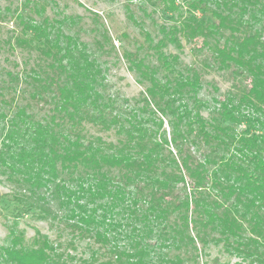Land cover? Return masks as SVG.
Segmentation results:
<instances>
[{
	"label": "trees",
	"instance_id": "obj_1",
	"mask_svg": "<svg viewBox=\"0 0 264 264\" xmlns=\"http://www.w3.org/2000/svg\"><path fill=\"white\" fill-rule=\"evenodd\" d=\"M196 1L212 21L190 11L160 25L157 41L143 29L123 50L138 96L113 91L91 45L49 16L9 41L32 58L22 70L0 65V172L27 204L17 216L37 207L99 244L85 264H200L210 244L264 264V0ZM107 32L96 46L113 44ZM180 37L201 39V67L164 51ZM204 69L233 86L226 103L214 97L211 117ZM8 235L0 264H79L40 230L28 241L17 220Z\"/></svg>",
	"mask_w": 264,
	"mask_h": 264
},
{
	"label": "rangeland",
	"instance_id": "obj_2",
	"mask_svg": "<svg viewBox=\"0 0 264 264\" xmlns=\"http://www.w3.org/2000/svg\"><path fill=\"white\" fill-rule=\"evenodd\" d=\"M39 1H47L45 10L35 6V2ZM175 3L176 9L170 7L168 0H0V41H3L0 65L22 70L26 62L31 63L30 52L20 47L17 50L10 47L9 41L11 39L14 44L17 36H31L23 29L24 21L42 20V17L49 16L52 22L50 25L53 24L55 30L60 27L68 33L77 34L91 45V50L95 52L99 61L108 68L105 75L113 91H119L126 97L138 96L144 87L137 81V74L128 69L123 50L135 49L144 41L143 29L150 31L157 41L162 37L160 25L180 22L190 11L206 21H212V16L208 12L194 7L196 0H176ZM104 27L108 30L113 44L102 38L104 47L102 49L95 45V40L101 37L100 32ZM179 43L181 47L170 44L164 51L178 54L183 64L201 67L205 52L201 48V39L190 42L180 37ZM147 51L152 52L150 49ZM147 58L156 59L155 56L148 55ZM17 64L19 66H16ZM203 77L204 86L200 96L209 103L203 114L211 117L214 114L212 110L218 105L214 97L220 103H226L233 86L230 76L224 72L204 69ZM231 125L238 132H243L246 127L244 124ZM87 129L92 133H98L90 124H87ZM103 135L105 138L115 139L112 132ZM13 190L14 186L0 172V243L10 241L9 228L17 220L18 228L24 230L28 241H32L36 230H40L53 241L60 243L61 249L74 256L71 262L85 264L83 260H90L92 248L98 247L99 244L93 242L91 238L78 237L65 222L41 218L37 207L17 216L20 208L27 204L16 200ZM215 258H218L219 264H257L238 254L227 252L222 245L214 244H210L202 252L200 264H212Z\"/></svg>",
	"mask_w": 264,
	"mask_h": 264
}]
</instances>
